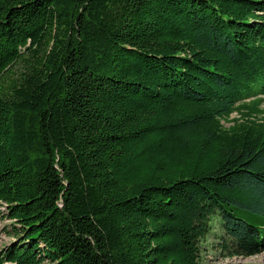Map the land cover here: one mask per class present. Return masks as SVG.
Instances as JSON below:
<instances>
[{
	"label": "trees",
	"instance_id": "16d2710c",
	"mask_svg": "<svg viewBox=\"0 0 264 264\" xmlns=\"http://www.w3.org/2000/svg\"><path fill=\"white\" fill-rule=\"evenodd\" d=\"M263 101L264 0H0V264L263 252Z\"/></svg>",
	"mask_w": 264,
	"mask_h": 264
},
{
	"label": "rangeland",
	"instance_id": "374dc122",
	"mask_svg": "<svg viewBox=\"0 0 264 264\" xmlns=\"http://www.w3.org/2000/svg\"><path fill=\"white\" fill-rule=\"evenodd\" d=\"M250 101L248 100L247 103ZM259 112H250L244 110L240 113H233L229 119L223 121L226 128L233 126L236 122H242L246 119H264V101L259 107ZM6 206L0 204V251L14 241L11 233L10 220L7 219ZM216 227H219L218 222ZM219 230V228L217 229ZM200 264H264V251L254 256H231L229 251L222 248L218 239L214 235L206 237L201 243Z\"/></svg>",
	"mask_w": 264,
	"mask_h": 264
}]
</instances>
